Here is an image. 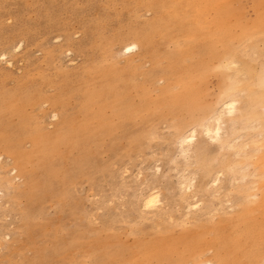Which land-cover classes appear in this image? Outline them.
Segmentation results:
<instances>
[{
  "label": "rangeland",
  "instance_id": "1",
  "mask_svg": "<svg viewBox=\"0 0 264 264\" xmlns=\"http://www.w3.org/2000/svg\"><path fill=\"white\" fill-rule=\"evenodd\" d=\"M0 57V264H261L264 0H0Z\"/></svg>",
  "mask_w": 264,
  "mask_h": 264
},
{
  "label": "bare ground",
  "instance_id": "2",
  "mask_svg": "<svg viewBox=\"0 0 264 264\" xmlns=\"http://www.w3.org/2000/svg\"><path fill=\"white\" fill-rule=\"evenodd\" d=\"M137 48V45L136 44H133V45H131V46H129L127 49L128 50H133V49H136ZM227 109H229L228 107H226ZM227 109L225 110V111H227ZM232 110H235V109H229V111H232ZM234 112V111H233ZM227 113V112H226ZM218 121H220V118L219 119H217ZM220 122H219V126H218V128H217V130H216V128H215V130H216V132H215V130L214 129H212V130H214V132H212V130L210 129V127L209 128H206V130H207V132H212L213 134H215V135H220L219 133H220V130H221V127H220ZM216 125H218V123L216 124ZM194 135H195V131H193L191 134H189V136H187V137H185L184 138V141L185 142H188V141H191L192 139H193V137H194ZM212 137H214V136H212ZM157 194V193H156ZM156 199V198H155ZM154 196L151 194V196H149L148 198H147V204L149 205V204H152L153 202H154ZM210 264V263H209Z\"/></svg>",
  "mask_w": 264,
  "mask_h": 264
},
{
  "label": "snow or ice",
  "instance_id": "3",
  "mask_svg": "<svg viewBox=\"0 0 264 264\" xmlns=\"http://www.w3.org/2000/svg\"><path fill=\"white\" fill-rule=\"evenodd\" d=\"M0 59H4L3 57H0ZM233 67H236V65H233ZM238 101L233 98L232 101L229 103L227 101H225L226 106L229 109H235L237 106ZM229 114H232L231 112H229ZM262 238H264V224H262V232H261ZM261 264H264V260L261 261Z\"/></svg>",
  "mask_w": 264,
  "mask_h": 264
}]
</instances>
